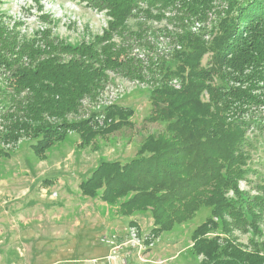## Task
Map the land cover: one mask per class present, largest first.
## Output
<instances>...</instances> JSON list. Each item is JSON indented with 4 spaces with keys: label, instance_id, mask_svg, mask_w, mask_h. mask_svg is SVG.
Returning a JSON list of instances; mask_svg holds the SVG:
<instances>
[{
    "label": "trees",
    "instance_id": "16d2710c",
    "mask_svg": "<svg viewBox=\"0 0 264 264\" xmlns=\"http://www.w3.org/2000/svg\"><path fill=\"white\" fill-rule=\"evenodd\" d=\"M140 1L165 6L177 0H98L111 17L108 28L78 45L53 39L46 30L21 40L0 19L5 82L0 91L12 106L2 115L0 141L16 143L28 136L32 150L42 155L72 131L90 143L95 135L129 125L134 110L117 103L87 118L70 115L79 112L87 96L102 91L109 71L136 75L133 57L123 56L114 36L122 34ZM220 1L221 10L216 0L179 1L200 21L212 12L217 17L208 38L183 28L180 48L173 54L175 68H166L151 90V120L166 122L164 131L148 135L130 161L102 162L80 187L84 194L109 202L123 199L125 215L150 210L154 235L210 206L211 216L192 236L193 251L205 257L203 263L264 264V246L245 249L227 235L209 234L220 226L229 232L233 222L257 224L261 212L256 207L264 203L259 195L260 204L253 203L240 188L249 170L251 147L247 136L251 118L246 115L264 106V0ZM161 68L163 72L165 67Z\"/></svg>",
    "mask_w": 264,
    "mask_h": 264
},
{
    "label": "rangeland",
    "instance_id": "374dc122",
    "mask_svg": "<svg viewBox=\"0 0 264 264\" xmlns=\"http://www.w3.org/2000/svg\"><path fill=\"white\" fill-rule=\"evenodd\" d=\"M97 1L1 0L0 19L21 40L46 30L53 39L78 45L101 36L108 28L111 17ZM179 1L165 6L139 2L122 34L114 36L123 56L133 57L136 75L109 71L102 91L87 96L79 112L70 115L87 118L117 103L134 110L129 125L95 135L90 143H83L79 133L72 131L42 155L32 150L28 136L16 143L0 141V264H204L205 257L193 251L192 236L211 216L210 206L154 235L150 234L154 227L150 210L125 215L120 204L123 199L109 202L99 195L84 194L80 187L102 162L130 161L139 155L148 135L164 131L166 122L151 120V90L166 68H175L173 54L180 48L178 35L183 28L208 38L217 17L212 12L200 21L185 12ZM215 3L221 10L223 3ZM209 55L204 56L202 65ZM2 72L0 68V90L5 88ZM137 74L142 78H135ZM8 102L0 91V123L2 115L12 111ZM246 116L251 118L247 131L251 147L249 170L240 188L253 203L260 204L257 196L264 197V106ZM256 210L261 212L257 224L237 226L233 222L229 232L220 226L209 234L227 235L245 249L253 244L264 246V203Z\"/></svg>",
    "mask_w": 264,
    "mask_h": 264
}]
</instances>
